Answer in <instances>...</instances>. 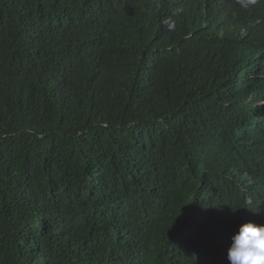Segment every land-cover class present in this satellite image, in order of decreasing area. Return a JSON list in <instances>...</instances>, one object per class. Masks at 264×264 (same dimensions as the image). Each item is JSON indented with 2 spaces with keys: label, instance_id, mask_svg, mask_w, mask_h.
<instances>
[{
  "label": "trees",
  "instance_id": "obj_1",
  "mask_svg": "<svg viewBox=\"0 0 264 264\" xmlns=\"http://www.w3.org/2000/svg\"><path fill=\"white\" fill-rule=\"evenodd\" d=\"M264 224V0H0V264H229Z\"/></svg>",
  "mask_w": 264,
  "mask_h": 264
},
{
  "label": "clouds",
  "instance_id": "obj_2",
  "mask_svg": "<svg viewBox=\"0 0 264 264\" xmlns=\"http://www.w3.org/2000/svg\"><path fill=\"white\" fill-rule=\"evenodd\" d=\"M229 264H264V224L249 220L232 236Z\"/></svg>",
  "mask_w": 264,
  "mask_h": 264
}]
</instances>
